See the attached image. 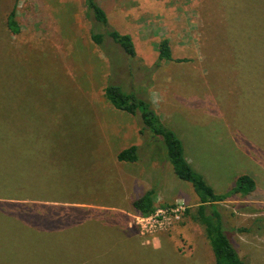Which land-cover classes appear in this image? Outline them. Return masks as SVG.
<instances>
[{
  "label": "rangeland",
  "instance_id": "obj_1",
  "mask_svg": "<svg viewBox=\"0 0 264 264\" xmlns=\"http://www.w3.org/2000/svg\"><path fill=\"white\" fill-rule=\"evenodd\" d=\"M99 1L135 56L108 35L92 41L108 28L84 0H0V200L85 208L50 209L61 227L48 231L0 213V264H216L193 185L159 137L140 134V113L105 97L111 82L153 103L217 193L256 179L217 207L241 257L264 264V0ZM164 38L189 61H159ZM131 145L141 158L119 161ZM154 187L143 215L133 201Z\"/></svg>",
  "mask_w": 264,
  "mask_h": 264
},
{
  "label": "trees",
  "instance_id": "obj_2",
  "mask_svg": "<svg viewBox=\"0 0 264 264\" xmlns=\"http://www.w3.org/2000/svg\"><path fill=\"white\" fill-rule=\"evenodd\" d=\"M85 7L89 14L93 15L96 21L107 27V33L92 32V41L102 46L106 35L110 36L127 54L136 55V50L132 36L128 33H122L117 29L109 27V18L107 11L101 5L99 0H84ZM7 25L13 33L20 32V26L16 20L15 8L8 16ZM189 61L187 58L174 59L170 40L164 38L159 46V61ZM105 97L118 110L126 111L136 115L140 113L142 126L140 134L144 135L150 131L153 137H159L165 146L167 158L173 165L176 175L190 182L198 197L199 205L196 209V218L205 227L206 236L213 250L216 264H250L239 254L234 245L227 228L224 224L223 216L217 207V204L224 202L237 194L247 196L256 190V180L248 174L240 175L237 178L236 185L225 193H217L212 185L208 183L202 173L197 171L188 160L185 153V146L176 132L168 127L162 120V117L156 111L153 103L149 99L139 97L134 91H125L118 83H109L104 89ZM141 158V147L131 145L122 149L117 154V159L122 162H136ZM157 187L151 188L133 201L134 208L143 215H151L155 211V200L157 197ZM29 199V200H27ZM74 206H59V204L49 203L42 199L28 196H9L6 200H0V213L2 216L10 217L15 221L28 224L36 229L52 230L61 225L51 216L53 212L50 209L64 208L70 210H83L85 208H73ZM1 209H4L2 211ZM43 209L47 215L37 216L29 215L27 210ZM87 210V209H86ZM92 211V210H90ZM105 214V213H104ZM85 222H86V217ZM96 218H104L98 216ZM84 220V219H83ZM79 223V222H78ZM71 223H64L69 225ZM45 225V226H44ZM43 226V227H41ZM240 231L250 232V228H240Z\"/></svg>",
  "mask_w": 264,
  "mask_h": 264
},
{
  "label": "crops",
  "instance_id": "obj_3",
  "mask_svg": "<svg viewBox=\"0 0 264 264\" xmlns=\"http://www.w3.org/2000/svg\"><path fill=\"white\" fill-rule=\"evenodd\" d=\"M102 5V4H101ZM103 6V5H102ZM106 10V9H105ZM263 176V175H262ZM263 178H264V176H263ZM256 180V179H255ZM256 184H257V181H256ZM27 200H29V199H27Z\"/></svg>",
  "mask_w": 264,
  "mask_h": 264
}]
</instances>
